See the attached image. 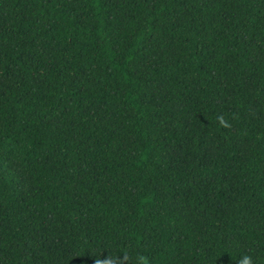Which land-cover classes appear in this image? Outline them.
I'll use <instances>...</instances> for the list:
<instances>
[{
	"label": "trees",
	"instance_id": "obj_1",
	"mask_svg": "<svg viewBox=\"0 0 264 264\" xmlns=\"http://www.w3.org/2000/svg\"><path fill=\"white\" fill-rule=\"evenodd\" d=\"M264 264V0H0V264Z\"/></svg>",
	"mask_w": 264,
	"mask_h": 264
},
{
	"label": "clouds",
	"instance_id": "obj_2",
	"mask_svg": "<svg viewBox=\"0 0 264 264\" xmlns=\"http://www.w3.org/2000/svg\"><path fill=\"white\" fill-rule=\"evenodd\" d=\"M96 264H100V262L97 261ZM103 264H119V261L116 258H111L105 260ZM238 264H253L252 257L248 255H243L238 261Z\"/></svg>",
	"mask_w": 264,
	"mask_h": 264
}]
</instances>
